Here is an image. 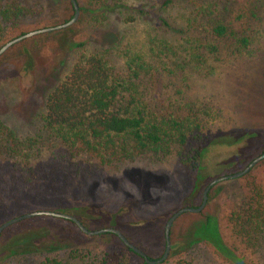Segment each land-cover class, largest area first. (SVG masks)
Wrapping results in <instances>:
<instances>
[{"label": "rangeland", "instance_id": "rangeland-1", "mask_svg": "<svg viewBox=\"0 0 264 264\" xmlns=\"http://www.w3.org/2000/svg\"><path fill=\"white\" fill-rule=\"evenodd\" d=\"M10 1L21 14L3 23V44L23 32L60 24L70 15L68 0ZM76 1L86 7L84 0ZM158 1L142 3L147 8ZM207 1L216 2L214 13L223 21L248 29L252 43L244 54H232L227 41L216 42L214 55L198 50L204 63L197 65L177 46L175 35L160 27L154 6L151 17L134 22L125 21L127 11L122 8L104 13L101 20L95 12L79 10L70 32L37 34L0 55V127L19 139L36 141L30 158L24 159L7 154L0 140V225L35 210L71 212L86 206L95 217L92 225L114 226L157 259L164 250L168 218L182 207L200 205L209 181L242 170L264 152V0ZM258 6L262 8L252 19L249 12ZM170 14L166 19L177 28L179 21ZM236 17L242 18L236 22ZM110 31L119 36L109 51L116 66L122 67L120 54L126 49L141 54L147 63L142 87L157 115L178 119L196 112L193 126L198 128L193 133L199 136L184 150L189 156L200 151L194 170L173 142L99 166L84 156L72 158L61 139L45 127L42 92L57 71L63 75L83 52L71 45L85 42L84 51L97 48L95 39ZM198 36L202 42L214 41ZM257 192L264 198V159L243 176L213 185L201 212L179 215L170 228V244L178 245L179 254L159 264H264V242L257 250L246 245L231 220ZM10 237L9 232L0 237V264H35L43 258L41 253L14 252L6 246ZM101 243L110 251L124 252L120 257L127 264H142L115 239L80 237L70 245L100 249Z\"/></svg>", "mask_w": 264, "mask_h": 264}, {"label": "trees", "instance_id": "trees-1", "mask_svg": "<svg viewBox=\"0 0 264 264\" xmlns=\"http://www.w3.org/2000/svg\"><path fill=\"white\" fill-rule=\"evenodd\" d=\"M126 1L129 0H84L86 7H78L81 11L97 13L98 20L104 18V13L122 8L127 11L125 21L134 22L136 18L151 17V10L156 6L154 17L156 16L160 27L175 35L176 42L179 43L177 46L185 52L188 60L191 59L197 65L204 63L203 57L197 54L200 48H204L208 55H214L218 52L215 43L227 41L232 54L238 55L244 54L252 43L247 28L240 24L239 27L234 26L223 21L220 15H215V1L162 0L147 8L142 3L146 0H130L136 2L133 6L124 5ZM260 8L262 6L254 7L249 12L252 19L257 17ZM68 10L70 15L62 23L67 22L73 15L70 0ZM161 12L163 16L157 15ZM170 12L179 21L176 22L177 28L166 19L171 18ZM20 14V9H16L12 1L0 0V47L3 45L5 32L3 23L10 22L13 18L17 20ZM237 18L236 22H239L242 17ZM72 26L60 31L70 32ZM201 34L204 37L210 36L214 41L202 42V38L198 36ZM118 38L115 32H103L95 39L97 48L87 51H84L85 42L71 45L83 52L63 75L61 71H57L49 86L42 92L45 99V127L61 139L70 150L72 158L84 156L99 166H111L125 161L130 152L140 154L149 150L156 151L167 142H173L180 150L181 159L194 170L200 161V151L196 150L189 156L184 150L190 140L199 136L197 131L193 133L198 128L197 125L193 126V121L197 120L196 112H190L186 117L178 119H165L157 115L143 92L142 81L147 70L143 56L126 49L120 54L123 57L122 67L115 65L109 51ZM25 53L29 55L28 51ZM0 140L7 154L24 159L30 158L36 147L35 139H19L6 127H0ZM196 186L198 188L200 183L197 182ZM254 196L256 198L251 197L231 220L234 223L232 229L241 237L242 242L257 250L264 242V198L258 192ZM61 212L75 216L89 229L101 228L92 225L95 217L86 206L74 207L71 212ZM6 232L11 234L6 246L10 245L14 252L44 255L35 264H127L120 257L125 256L124 252L119 254L110 251L105 243H101L103 248L100 249H79L70 245L74 239L80 237L99 240L107 238V241L115 239L120 246H124L122 251L131 252L142 259V264H148L140 255L125 246L114 233L88 236L68 219L35 216L8 226L2 230L0 237ZM193 241L192 239L190 243ZM177 250L178 245L172 244L167 259L178 255ZM59 252H63L61 256ZM146 256L153 260L147 254ZM173 264L192 263L179 261Z\"/></svg>", "mask_w": 264, "mask_h": 264}, {"label": "water", "instance_id": "water-1", "mask_svg": "<svg viewBox=\"0 0 264 264\" xmlns=\"http://www.w3.org/2000/svg\"><path fill=\"white\" fill-rule=\"evenodd\" d=\"M72 6H73V15L72 17L64 23L61 24H57L54 26H48V27H42L39 29H34V30H30L27 31L25 33H22L21 35L7 41L6 43H4L1 47H0V55L2 53H4L9 47H11L12 45L26 39L32 36H35L37 34H42V33H46V32H51V31H55V30H60V29H64L67 28L68 26H71L72 24H74L77 20L78 14H79V7L78 4L76 2V0H70ZM264 159V152L261 153L260 155L256 156L255 158H253L242 170L233 173V174H229V175H223L217 178L212 179L211 181H209L207 183V185L205 186L203 192H202V200L199 206L197 207H191V206H187V207H182L180 209H178L177 211H175L167 220L165 227H164V239H165V248L163 251V254L161 255V257H159L158 259H154V260H149L147 258V256L145 255V253L143 251H141L138 247L134 246L132 243H130L125 236L116 228L114 227H102L99 229H89L86 226H84L75 216L67 214V213H63V212H58V211H53V210H35V211H31L28 213H24L21 215H18L16 217H13L5 222H3L0 225V234L2 232L3 229L7 228L8 226L24 220V219H28L31 217H35V216H51V217H56V218H63V219H68L71 220L75 223V225L86 235L88 236H92V235H98L101 233H105V232H111L114 233L115 235H117V237L122 241V243L127 246L128 248H130L131 250H133L135 253H137L138 255H140L147 263L149 264H159L163 261H165L168 257L169 251H170V239H169V232H170V228L172 226V223L174 222V220L181 214L183 213H199L203 210L206 201H207V197H208V192L211 189V187L213 185H215L218 182H221L223 180H227V179H234V178H238L240 176H243L244 174H246L255 164H257L259 161Z\"/></svg>", "mask_w": 264, "mask_h": 264}, {"label": "flooded vegetation", "instance_id": "flooded-vegetation-1", "mask_svg": "<svg viewBox=\"0 0 264 264\" xmlns=\"http://www.w3.org/2000/svg\"><path fill=\"white\" fill-rule=\"evenodd\" d=\"M61 24V23H60ZM57 31V30H55ZM199 206V205H198ZM107 227H110V226H107ZM102 228V227H101ZM126 238V237H125ZM169 239H170V232H169ZM164 248H165V245H164ZM142 251V250H141ZM164 251V250H163ZM163 254V253H162ZM146 255V254H145ZM169 255V254H168ZM148 258V257H147ZM158 259V258H157ZM154 260V259H153ZM149 264V263H148Z\"/></svg>", "mask_w": 264, "mask_h": 264}]
</instances>
